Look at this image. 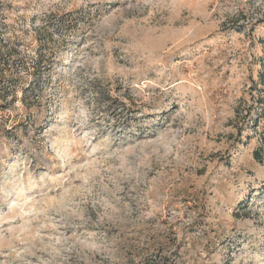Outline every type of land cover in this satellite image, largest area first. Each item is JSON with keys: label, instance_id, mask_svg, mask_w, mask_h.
I'll list each match as a JSON object with an SVG mask.
<instances>
[{"label": "rangeland", "instance_id": "374dc122", "mask_svg": "<svg viewBox=\"0 0 264 264\" xmlns=\"http://www.w3.org/2000/svg\"><path fill=\"white\" fill-rule=\"evenodd\" d=\"M262 62L264 0H0V264H264Z\"/></svg>", "mask_w": 264, "mask_h": 264}, {"label": "trees", "instance_id": "16d2710c", "mask_svg": "<svg viewBox=\"0 0 264 264\" xmlns=\"http://www.w3.org/2000/svg\"><path fill=\"white\" fill-rule=\"evenodd\" d=\"M40 64L41 62L38 61ZM264 66V62H262V64ZM5 74H3L1 71H0V78H5L4 76ZM259 80L261 83V85H263V88L260 90V99H261V104H260V108H259V113H258V119L259 121H263L264 122V72H260L259 74ZM242 130H239V132L241 133ZM263 132H264V129H263ZM261 140L264 141V133L261 137ZM262 146H259V147H256L255 148V152H254V157L255 159H257L258 161H262L263 160V151H262Z\"/></svg>", "mask_w": 264, "mask_h": 264}]
</instances>
